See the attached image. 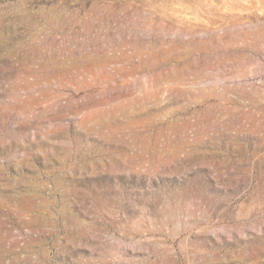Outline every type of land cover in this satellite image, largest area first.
Masks as SVG:
<instances>
[{
  "label": "rangeland",
  "instance_id": "1",
  "mask_svg": "<svg viewBox=\"0 0 264 264\" xmlns=\"http://www.w3.org/2000/svg\"><path fill=\"white\" fill-rule=\"evenodd\" d=\"M0 264H264V0H0Z\"/></svg>",
  "mask_w": 264,
  "mask_h": 264
}]
</instances>
